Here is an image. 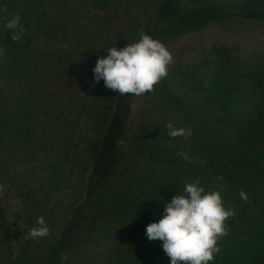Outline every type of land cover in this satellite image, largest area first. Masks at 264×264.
Masks as SVG:
<instances>
[{
  "label": "trees",
  "instance_id": "16d2710c",
  "mask_svg": "<svg viewBox=\"0 0 264 264\" xmlns=\"http://www.w3.org/2000/svg\"><path fill=\"white\" fill-rule=\"evenodd\" d=\"M39 1L0 0V46L8 52L23 53L19 69L26 73L33 67V81L39 79L36 83L39 88L35 87L41 93L39 101L45 112L41 121L45 141L32 144V148L42 152L46 151V143L52 144L58 161L69 170L67 177L79 167L82 196L73 198L68 214L54 231L50 230V237L44 238L47 246L35 264H171L162 241L148 240L146 227L163 217L166 204L183 191L185 181H199L206 191L222 186L224 206L235 212L225 221L228 235L218 239L220 251L214 253L209 264H264V66L251 69L247 63L251 60L240 65L227 46H218L217 53L210 52L208 58L184 73L177 87L169 84L168 92L158 98L162 107L168 103L173 106L172 111L178 108L184 112L182 118L174 111L168 121L158 120L157 127L141 133L137 146L132 148L133 164L119 174L117 142L123 140L135 95H118L101 82V95L92 98L96 110L89 102L96 62L108 55L109 47H116L112 38L110 42L105 39L108 44L100 43L110 30L115 32L113 26L120 10L115 5L119 0H52L54 3L45 5L55 11L47 12L41 2L42 9L37 13ZM225 1L227 6H221L226 8V14L222 7L187 10L181 0H155L151 15L133 42L143 31L167 46L177 35L199 30L207 16L211 20L221 19L225 14L264 21V0ZM17 13L26 32L21 40L14 41L11 37L15 30L4 25ZM45 14L55 19L65 15L62 20L56 19L55 25L49 21L48 26L62 27L72 40L70 46L58 47L54 52L41 51L48 43L41 33ZM193 14L201 15L198 23L183 21ZM78 50L82 51L81 60H74L72 55ZM199 73L202 75L197 79ZM80 81V87L73 85ZM41 86L43 91L51 88L48 95L53 102L45 97ZM67 89L77 95L72 102L66 97L67 93L71 96ZM168 122H173L175 127H183L182 122L188 124L191 137H169ZM91 132L95 138L88 137ZM86 140L91 142L90 151L83 150ZM180 152L187 153L191 162L182 158ZM22 189L27 190L26 194L21 193L27 195L31 210L36 205L35 196L29 187ZM241 190L248 194L247 201L240 198ZM36 208L30 211L34 222L42 216L38 213L45 211ZM92 226L100 231L97 235L102 239L109 238L110 244L101 247L97 242V252L90 250L93 253L85 259L77 255L76 248L81 234ZM3 229L8 228L0 219V232ZM62 252L68 253L67 259L61 257ZM31 256L25 261H36Z\"/></svg>",
  "mask_w": 264,
  "mask_h": 264
},
{
  "label": "rangeland",
  "instance_id": "374dc122",
  "mask_svg": "<svg viewBox=\"0 0 264 264\" xmlns=\"http://www.w3.org/2000/svg\"><path fill=\"white\" fill-rule=\"evenodd\" d=\"M41 2L44 3L43 8L47 12L52 13L56 10L53 7H46L48 2H53L52 0H40L36 7L37 13L39 9H42ZM119 2L123 3V6ZM117 3L118 5L115 6L120 10L117 11L119 19L116 18V24L113 26L115 32H111L109 29L110 31L102 36L103 39L100 44H108L105 39L107 38V41L110 42V38H112V45L116 44L117 48H123L128 43L133 42V37L138 35L139 28L142 29L144 26L153 11L155 0H119ZM140 4L145 6L139 7ZM35 5H37L36 2ZM181 5L187 10L196 7L212 10L222 7V11L227 13L226 8L221 6H227L225 0H181ZM59 10L62 11V9ZM204 10L206 11V9ZM99 12L97 9V17H99ZM90 14L95 15L96 12ZM224 15L221 19L213 20L207 16L206 23L199 30H190L177 35L168 42L166 47L173 55V61L168 66V76L154 86L153 92L134 96L131 118L123 137L124 143L120 145L119 149L117 173L121 174L125 169L128 171V166L133 164L131 163L133 160L132 148L137 146V137L141 133L144 131L149 133L147 130L151 128V131L157 127L158 120L168 121L170 114L174 111L177 112L175 114H178L180 119L182 118L184 112L178 108L172 111L173 106L168 103H164L163 107L165 106V108H163L162 103L158 102V98L164 92H168L169 84L172 83L173 87H177L185 77L184 73L196 66L197 63H201L206 57L208 58L210 52L217 53L216 48L218 46H227L233 53L234 61L240 65L242 61L251 60L247 62L251 69L258 70L256 65L264 66V21L248 20L236 15ZM60 17H56V19L62 20L65 15ZM42 18L41 33L48 43L41 51L54 52L57 51L58 47L62 49L65 46H70L72 40L62 30V27L48 26L49 21H53L55 25L56 19L52 15L46 14L42 15ZM101 18L102 14L100 13ZM91 20L94 19L91 18ZM200 20V14H193L183 21L198 23ZM64 28L66 27L64 26ZM97 38L99 40V36ZM0 49L3 50L0 52V184H3L6 189L0 194V219L8 228L0 232V264H35L41 259L47 241L44 239L45 237L34 239L30 235L32 226L38 227L34 219L30 217V211H34L37 209L36 207L41 208V210L44 209V214H38L44 217L48 228L54 231L64 215L68 214L69 205L73 198L82 196V170L77 167L74 169V173L72 172V175L67 177L69 170L58 161L52 144L49 145L45 142L46 151L42 152L32 148V144L39 145L45 141L41 128V121L45 117V112L42 110L43 105L39 101L41 93L40 91L37 93L39 86L36 84L39 79L33 81L35 76L33 67L26 73L19 69V61L22 59L23 53L5 51L3 46H0ZM81 52L78 50L72 55V58L81 60ZM245 65L243 64V67ZM201 75L199 73L197 79ZM48 78L46 77V80ZM101 82L104 81L93 83V90L89 98L90 105L92 108L94 106V109L96 104L92 102V98L101 95ZM79 83H73V85L80 87L82 82ZM45 86H48V81ZM50 89L43 91L44 87H42L40 90L45 92L43 93L45 97L53 102L48 95ZM67 91L71 96L67 93L66 97L69 102L70 100L72 102L77 95L73 94L70 89ZM96 91L97 93H95ZM174 95L182 96L178 93ZM99 103L100 101L97 100V108H100ZM97 114L98 119L100 114L98 112ZM172 121L177 122V118H173ZM181 124L183 127L188 125L183 124V122ZM93 127H96V123L93 124ZM79 132L82 133V129L79 128ZM79 136L78 138H81ZM89 136L95 138L93 132L88 133ZM90 143V141H85L83 144L84 151L91 150ZM66 186L67 189H64ZM23 187H29L31 195L35 196L33 203L36 205L31 210L28 209L30 204L26 201L27 195L23 196L21 193L26 194L27 190H23ZM98 232L100 231L92 226L81 234L79 245L76 248L78 256H84L86 259L91 256L93 251L97 252V242L101 247L110 244V239H102L97 235ZM49 237L50 235H48ZM90 250L93 251L90 252ZM25 251L28 252L25 253ZM30 252L36 261H25L28 256H31Z\"/></svg>",
  "mask_w": 264,
  "mask_h": 264
},
{
  "label": "clouds",
  "instance_id": "9594fccd",
  "mask_svg": "<svg viewBox=\"0 0 264 264\" xmlns=\"http://www.w3.org/2000/svg\"><path fill=\"white\" fill-rule=\"evenodd\" d=\"M4 26L15 30L11 37L14 41L25 35L26 29L18 13ZM172 61L173 55L164 43L141 31L136 42L123 48L109 47L108 55L97 60L93 69L95 83L103 80L104 86L118 95L141 96L153 92L154 86L168 76ZM166 129L171 138L187 139L192 135L191 129L175 127L173 122H168ZM117 143L123 145L124 141ZM179 155L191 162L187 153L180 152ZM5 190L0 184V194ZM222 191V186L218 190L206 191L199 181H185L183 191L166 204L163 217L147 225L148 240L162 241L171 264H209L214 253L220 251L218 239L228 235L225 221L235 215L234 210L225 208ZM239 195L242 200H248L245 191L241 190ZM36 224L38 227L30 230L34 239L49 235L50 229L43 216L37 218ZM61 257L67 259L68 253L62 252Z\"/></svg>",
  "mask_w": 264,
  "mask_h": 264
}]
</instances>
